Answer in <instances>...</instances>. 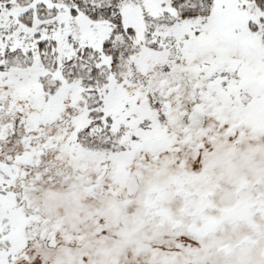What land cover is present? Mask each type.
Segmentation results:
<instances>
[{"label":"snow or ice","instance_id":"snow-or-ice-1","mask_svg":"<svg viewBox=\"0 0 264 264\" xmlns=\"http://www.w3.org/2000/svg\"><path fill=\"white\" fill-rule=\"evenodd\" d=\"M0 264H264V0H0Z\"/></svg>","mask_w":264,"mask_h":264}]
</instances>
